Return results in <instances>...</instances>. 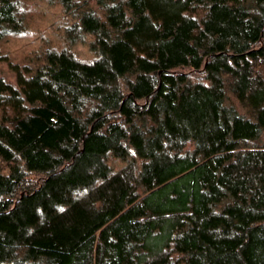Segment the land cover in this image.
Returning <instances> with one entry per match:
<instances>
[{
    "label": "trees",
    "instance_id": "16d2710c",
    "mask_svg": "<svg viewBox=\"0 0 264 264\" xmlns=\"http://www.w3.org/2000/svg\"><path fill=\"white\" fill-rule=\"evenodd\" d=\"M24 1L0 0V264H264V0H56L94 58L21 64Z\"/></svg>",
    "mask_w": 264,
    "mask_h": 264
},
{
    "label": "rangeland",
    "instance_id": "374dc122",
    "mask_svg": "<svg viewBox=\"0 0 264 264\" xmlns=\"http://www.w3.org/2000/svg\"><path fill=\"white\" fill-rule=\"evenodd\" d=\"M23 8L27 16L24 32L8 38L2 44L4 52L9 53L15 62L32 64L34 58L47 48L70 50L84 61L94 58L89 47V36L85 37L87 43H71L62 35L61 27L67 26L68 22L69 25L73 24V20L64 18V9L56 0H25ZM0 75L14 81L5 65L0 66Z\"/></svg>",
    "mask_w": 264,
    "mask_h": 264
}]
</instances>
